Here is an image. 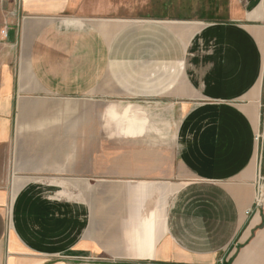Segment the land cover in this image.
Returning <instances> with one entry per match:
<instances>
[{
    "label": "crops",
    "instance_id": "0c3cea01",
    "mask_svg": "<svg viewBox=\"0 0 264 264\" xmlns=\"http://www.w3.org/2000/svg\"><path fill=\"white\" fill-rule=\"evenodd\" d=\"M224 1L191 17L138 14L144 3L133 12L128 0H0V264H264V0ZM158 3L170 10L176 0ZM50 95L88 119L107 99L165 100L182 112L162 147L129 140L97 152L87 126L71 136L83 145L63 150L48 140L63 137L51 135L61 126L24 132L64 106ZM22 137L47 142L22 160ZM65 153L87 156L71 168L84 181L95 154H119L103 170L145 190L121 189V206L86 195L87 206L64 210L60 193L41 208L34 198L62 185ZM48 154L55 177L14 179L20 163L45 171ZM16 186L29 216L8 225Z\"/></svg>",
    "mask_w": 264,
    "mask_h": 264
},
{
    "label": "rangeland",
    "instance_id": "374dc122",
    "mask_svg": "<svg viewBox=\"0 0 264 264\" xmlns=\"http://www.w3.org/2000/svg\"><path fill=\"white\" fill-rule=\"evenodd\" d=\"M161 1L162 0H160V2ZM221 1L224 0H218L217 2L220 3ZM158 2L159 0H128V4H131L133 12H136L135 4L144 3L145 8L143 7V10L138 12V14L156 12L162 14V12H164L169 15H177L185 13L191 15V17H199L202 12L211 10L209 8L214 7L217 3L216 0H176L175 7L172 6L169 10L168 8L164 9L159 5ZM153 3H155L154 6H158V10H152ZM47 100L49 102L56 101L63 103L64 106H49L48 116L44 119L45 121H39L38 117L33 118L35 121L24 124L26 125L24 132L26 131L28 134L30 131L32 133L36 132L35 135L38 136L39 133L44 132L43 130L46 129L48 125L61 126V129L58 130V132L53 131L51 132V135H60L63 137H57V139L55 137H51L52 140H50V138L48 140L52 141V145L54 144V146L57 142H62L64 145L63 150H71L70 147L77 145L78 141L80 142L79 145H83V139H73L71 136H77L79 134L82 135L83 130H87V126L88 129L90 128L91 132L94 130L95 146L97 152H102L104 148H112L113 151L118 152L120 150L119 147H121L122 144L125 149V143L129 140L138 141V145H143L144 147H148L152 145L154 141H158L159 146L162 147V144L168 139L167 134L170 133L173 135L175 133L174 131L182 112L181 107L172 105L169 103V101L165 100H129L128 103H123L117 99H107L105 101L97 100L95 102V106L91 105L95 107V115H92V117L90 116L88 119L82 115L77 117L78 108H72L68 106L71 104L68 100L52 95L48 96ZM93 107H91V109H93ZM84 121H86L85 125L83 124ZM47 133L49 134V132ZM158 137H160V139H158ZM22 139L20 144H17V147L21 146L19 151L23 152V154L19 155V159L22 160L27 157H35L26 154L25 152H35L39 149L38 147H41L43 144L45 145L47 142V140H44V138L38 137H33V139ZM85 145H87V143H85ZM115 148L117 149L115 150ZM146 152L150 151L147 150ZM62 157L64 170L58 174L59 177L64 178L62 185L60 184L58 187L54 185H48V193L46 198L39 197L38 195L40 193L38 192V197L34 198V201L42 200L40 201L41 206H43L41 208L46 207V205L54 206V201H56V199L53 196L60 193L63 195V199L61 202H59V205L62 207L60 209L64 210H71L72 208L77 209L79 206L83 205L87 206L86 195L94 196L96 206H99V204L103 203V200H106V204L108 205L119 203L121 206L122 203L118 201L119 198H116V195L121 193V189L128 190L130 194L135 193V187H139L140 193L142 190H145V187L141 186L140 183V185H137L138 183L136 180L141 179L130 178V175H124V177H122L119 171L115 172L114 170H103L104 164H108L107 167H109L117 160V158L120 157L119 154H95L97 170L95 176L89 177L91 178L90 181H84L82 179L83 176L81 175V171L77 174L71 170L73 167V162H77L76 159H79L80 161L82 160L80 162L81 164H86V155L77 156L70 153H65L62 155ZM33 161H35V158H33ZM52 162L53 156L48 154L45 160L43 159L42 163L39 165L42 168H46V170L41 171L40 173H36L34 171L31 173L27 172V170H23V167H25L24 163H20L22 169L20 172L16 170L14 171V179L16 178L18 183H27L23 181H38L43 178H48L49 176L55 177V171L52 172L50 169H48L56 165L54 162ZM57 164L62 163L58 162ZM15 168L18 170L17 163L15 164ZM18 177L24 180L20 181ZM85 177L87 178V176ZM122 183L126 186L125 188H120V184ZM10 189L15 195V212L7 211L8 225L10 223L12 224V219L14 218V223L24 222V218H28L27 216H29L26 210H28L30 206V203H28L30 199L27 198V195L25 194L26 192H23V190L26 188L16 186L14 188L15 191H13V187H10ZM148 190V193H150V188H148ZM143 195H145V193ZM104 196H106L105 199ZM10 204L13 205L12 202ZM31 204L34 206V202H31ZM11 214L13 216H11Z\"/></svg>",
    "mask_w": 264,
    "mask_h": 264
},
{
    "label": "built area",
    "instance_id": "2783aa9c",
    "mask_svg": "<svg viewBox=\"0 0 264 264\" xmlns=\"http://www.w3.org/2000/svg\"><path fill=\"white\" fill-rule=\"evenodd\" d=\"M18 3L21 2L22 0H16Z\"/></svg>",
    "mask_w": 264,
    "mask_h": 264
}]
</instances>
